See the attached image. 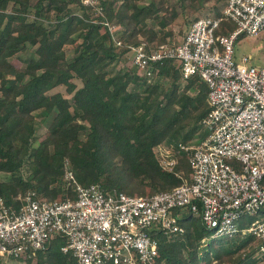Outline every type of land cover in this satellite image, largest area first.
<instances>
[{"label":"trees","instance_id":"trees-1","mask_svg":"<svg viewBox=\"0 0 264 264\" xmlns=\"http://www.w3.org/2000/svg\"><path fill=\"white\" fill-rule=\"evenodd\" d=\"M219 1L180 0L195 10L210 2L214 12L204 15L220 14ZM100 7L98 14L82 0H0V174H9L0 176V197L8 205L19 208L28 190L48 200L75 197L68 167L84 185L143 196L182 183L177 171L190 177L185 151L175 152L176 171H167L156 148L208 135V84L198 73L185 78L173 59L158 62L151 79L132 65L117 66L132 57L129 43H173L170 25L181 11L169 0H100ZM94 17L118 23L124 44ZM235 27L224 20L218 32ZM32 46L26 65L17 67L11 57ZM38 112L49 120L41 140ZM179 219L183 231H152L156 264H264L253 235L215 234L191 213ZM65 242L56 235L25 264H80L62 250Z\"/></svg>","mask_w":264,"mask_h":264},{"label":"built area","instance_id":"built-area-1","mask_svg":"<svg viewBox=\"0 0 264 264\" xmlns=\"http://www.w3.org/2000/svg\"><path fill=\"white\" fill-rule=\"evenodd\" d=\"M102 13L100 0H82ZM220 14L195 18L179 42L150 47L128 44L131 65L149 79L157 63L173 59L183 76L200 74L208 84L211 109L204 119L208 135L197 143L160 144L161 167L176 171L175 152H186L192 171L183 182L151 196L105 191L80 183L71 167L65 180L76 191L62 200L38 198L28 190L15 208L0 197V259L27 258L56 235L80 264H156L159 240L152 231H183L181 217H201L215 234H251L264 253V62L237 54L242 34L264 31V0H225ZM224 20L236 27L218 32ZM102 23L118 45L120 25ZM207 238L204 237L203 241Z\"/></svg>","mask_w":264,"mask_h":264},{"label":"rangeland","instance_id":"rangeland-1","mask_svg":"<svg viewBox=\"0 0 264 264\" xmlns=\"http://www.w3.org/2000/svg\"><path fill=\"white\" fill-rule=\"evenodd\" d=\"M225 0H220L217 5L220 8V6L224 3ZM172 4H175L177 8L181 11L178 18L175 20L173 24L170 25V27L173 28L175 34L173 41L179 42L186 30L188 29L190 23L197 17L208 13H213L214 10L211 8L210 2L206 3L203 8H200L198 10L191 9V8H184V6L181 4L180 0H169V7L172 6ZM12 7V3L9 6ZM32 12V11H31ZM27 15V14H26ZM30 15V16H29ZM28 18L33 17L32 14H29ZM157 27V25H156ZM35 46L30 47L29 50L21 51L15 54L11 57V61L17 66V67H24L26 65V59L30 54V51L33 50ZM237 54L241 55L243 53H251L255 57L254 63L260 64L264 62V31L260 32L255 35H249V34H242L239 37L238 43H237ZM68 56H72V52H68ZM132 52L130 53V55ZM128 65L131 66V57L128 56L127 59L121 60L117 66L121 65ZM79 84H81L80 80L78 81ZM62 91H65V88L63 86L59 87ZM37 125H38V140L43 139L45 136V130L46 126L48 125V118H44L43 113L38 112L37 114ZM202 133V132H201ZM1 178H8L9 174L2 173L0 174ZM208 242V241H207ZM207 242L203 241V245H205ZM255 255L260 256V253L256 251ZM3 261L6 264H25L26 259L24 258H13V257H4Z\"/></svg>","mask_w":264,"mask_h":264},{"label":"crops","instance_id":"crops-1","mask_svg":"<svg viewBox=\"0 0 264 264\" xmlns=\"http://www.w3.org/2000/svg\"><path fill=\"white\" fill-rule=\"evenodd\" d=\"M225 2V1H224ZM224 3L220 6V7H223Z\"/></svg>","mask_w":264,"mask_h":264}]
</instances>
